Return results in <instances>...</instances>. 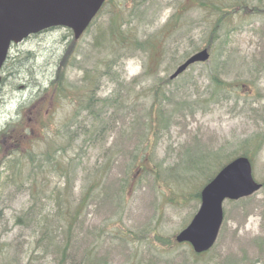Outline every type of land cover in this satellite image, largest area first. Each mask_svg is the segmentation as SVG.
<instances>
[{"label": "trees", "instance_id": "16d2710c", "mask_svg": "<svg viewBox=\"0 0 264 264\" xmlns=\"http://www.w3.org/2000/svg\"><path fill=\"white\" fill-rule=\"evenodd\" d=\"M110 1L108 0L106 4ZM121 3H118L120 8ZM123 3H125L123 8H127L121 10L123 14L120 15L117 11L112 12L106 27L98 28L96 31V34L103 37L102 45L105 49L103 72L95 73V70L99 68H95L91 72L84 71L82 85L75 90L78 94L83 91V96L75 94L67 96L70 87L64 85V80L57 79L47 80L46 86L37 93L38 95L43 90L45 93L52 90L49 89L50 87H54L57 96H50L51 102H57V106L62 102L72 106L60 127L52 132L47 125L43 127L44 147L39 153L35 150H27L18 155L5 156L0 160V168H2L0 172V230L2 232L0 235V264H106L105 254H100L99 251L104 243L103 238L108 232L106 229L108 223L97 229L89 227L88 220L84 216L85 208L103 204L110 209L114 208L122 212L121 208L128 200L130 173L132 168L143 162L150 135H154L160 129V127H156L161 125V120L165 115L173 118L174 113L181 115L182 112V107L165 94L166 85H169L171 80L169 78L168 80L164 78V81L156 79L152 80L150 85L144 86L148 87L147 89L141 88L140 91L144 96H138L152 97V102L144 115L145 122H142L141 116L133 113L135 106H128L127 100L129 96H132V90L124 86L123 82L121 83V76L116 71L117 67L123 60L137 52L146 55L143 74L141 77H133L129 84L140 87L142 86L140 78L148 76L155 78L153 72L149 73L148 64L151 66L149 61L155 64L154 71H158L161 59L169 53L170 62L166 63L164 69L170 73V66L174 68L180 59H184L191 52L200 48L191 42L188 46L186 45L187 48L181 58L176 59L174 52L181 45L182 33L184 37L191 38L190 29L198 28L201 45L210 51V61L215 58L214 49L219 47V42L230 43L229 34L231 30H235L233 28L239 26L241 29L243 26H247L249 21L256 22V17L264 19V0H189V3L177 2V0H174V3L164 2V0H124ZM164 5L172 7V13L156 33H147L146 38L140 39L139 29L156 23ZM187 6L198 11L197 20L189 17L190 9ZM93 23L86 31L91 28ZM259 29L257 36L263 39L264 21L260 24ZM220 36L222 37L221 41L218 40ZM252 56L250 60L245 56L238 59L241 65L242 63L247 65L250 78L246 81L251 83L256 81L257 76L261 78L264 74V47L259 53L252 54ZM27 58V55L8 58L4 66L6 80L12 76L14 80L18 78L32 84L37 83L31 73V65L24 62ZM230 59L232 60L231 57ZM238 62L234 63L238 64ZM218 63L219 60H216L213 65H208L210 72L206 73V77L209 78L217 93H212L211 96H221L222 94L230 96L225 92L227 86L221 80ZM199 64L206 65L208 62ZM212 70L219 76L212 73ZM237 75L235 79H242L241 74ZM101 78L111 82L115 81L118 84L117 92H111L103 98L96 96L97 83ZM170 93L172 94V91ZM128 94L129 96H127ZM237 95L240 94L237 93ZM40 97L43 96L34 98ZM166 103L175 104L177 107L173 106L166 111ZM195 103L193 102V105ZM123 107L127 111L120 114ZM119 124L117 133L119 138L114 144L116 149L104 147L102 144H100L101 147H98L100 142L106 144L110 134L117 130ZM6 130L5 127L0 129V136ZM123 139L126 144L133 140V150L127 152L129 162L125 166L123 176H117L116 182L112 179L106 180L110 172L103 166L101 159L104 157L107 160L109 158L113 160L114 156L120 152L122 155H126V151L122 148ZM261 142L258 135H252L241 144H237L231 153H224L223 146L199 151L192 145L185 144L178 151L179 161L165 168V177L160 172L161 164H154L152 169H148L145 164H142L139 167L140 170H143L140 176L150 175L153 189L156 188V184L160 183L176 185L179 188L190 187L191 183L199 176L203 177V181L198 187L188 191L190 199L195 203L194 211L181 225L184 227L198 208L202 185L209 181L219 168L237 155H246L253 161L255 154L261 149ZM250 145L252 146L249 147ZM87 148L100 151V155L89 168H86L84 161ZM54 178H57L58 183H52ZM79 180L81 186L78 190L79 195H76L74 189ZM262 189H264V181ZM7 191L15 194L14 199L19 197L21 191L27 193L26 202L18 208H13L9 217L5 215V208L2 207L3 194ZM251 196L235 201L228 200V202L241 203L250 199ZM261 201L259 205L264 211V199ZM180 202V199L176 201L177 204ZM151 205L156 209L159 202L153 201ZM260 215L264 229V212ZM8 223H11L10 227ZM145 227H150V223L147 222ZM8 229L17 230L16 239L12 242H4L2 239ZM263 233L250 240V245L257 253V257L248 260L247 263L244 255L240 257V260L234 259V256L231 255L217 260L212 254L213 248L202 254H195L189 247L191 259L182 256L178 263H175L173 258L158 259L155 256L142 263L138 257V251L133 250L130 252L133 259L131 264H173V262L175 264H197L200 260L199 257H204L201 264H255L260 261L264 263V259H262V255H264ZM174 244L179 245L175 241ZM14 252L17 253V263L12 257ZM25 259L27 260L25 261Z\"/></svg>", "mask_w": 264, "mask_h": 264}, {"label": "rangeland", "instance_id": "374dc122", "mask_svg": "<svg viewBox=\"0 0 264 264\" xmlns=\"http://www.w3.org/2000/svg\"><path fill=\"white\" fill-rule=\"evenodd\" d=\"M165 1L174 3V0ZM119 2H122L121 8L118 6ZM123 2L124 0L108 2L91 28L77 40H73L67 29L54 28L38 36L25 39L11 50L13 56H28L24 62L31 65V73L37 83L32 84L18 78L14 80L12 76H9V82L1 88L0 129L5 127L7 130L1 135L2 137L0 136V160L5 156L18 155L27 150H35L39 153L44 147L43 127L47 125L51 132L55 131L71 111L72 106L67 103L62 102L57 106V102H51L50 96H57L54 87H50L49 89L52 90L45 93L43 90L37 95L46 86V81L49 78L52 81L64 80V85L70 87L67 96H74V94L83 96V91L78 94L75 90L82 85L84 71L91 72L95 68H99L95 70V73L103 72L105 56V49L102 45L103 37L96 34V31L98 28L106 27L112 12L117 11L120 15L123 14L121 10L127 9L123 8L125 4ZM177 2L189 3V0H177ZM127 5L125 6L127 7ZM187 8L190 9L189 17L197 20L198 11L189 6ZM172 11V7L164 5L156 23L139 29L140 39L146 38L147 33H156ZM263 21L262 17H256V22L249 21V24L241 29L239 26L233 28L235 30H231L229 34L230 43L219 42V47L214 49L215 58L210 60L211 62L208 61L206 65L193 64L179 77L172 80L169 85H166L165 94L182 107L181 115L174 113L173 118L165 115L161 120V125L156 127H160V129L154 135H150L143 162L132 168L130 173L128 200L121 208L122 212L114 208L110 209L103 204L85 208L84 216L88 220L89 227L97 229L108 223L106 227L108 232L103 238L104 243L99 251L100 254H105L106 264H131L133 259L130 252L133 250L138 251V257L142 263L152 256L158 259L173 258L175 263H178L182 256L191 259L190 245L187 243L175 245L174 236L182 228L181 225L185 219L194 211L195 202L190 199L188 191L198 187L203 181V177L199 176L191 183L190 187L179 188L176 185L160 183L156 184V188L153 189L151 176H140L143 170H140L139 167L142 164H145L148 169H152L154 164H161L160 172L165 177V168L179 161L178 151L182 145H192L199 151L223 146L224 153H231L237 144H241L252 135H258L262 142L260 151L255 154L252 161L253 175L256 180L264 181V74L261 78L257 76L256 81L252 83L246 81L250 78L247 65L245 66V63L241 65L238 62V59L244 56L248 60L252 59V54L259 53L263 49L264 38L261 39L257 36ZM238 29L240 30L236 31ZM189 33L191 38H186L183 33L181 34V45L174 52L176 59L181 58L187 48L186 45L188 46L191 42L200 48L203 47L199 29H190ZM218 40L221 41L222 37L220 36ZM145 57L146 55H142V52H137L123 60L116 69L119 72L117 74L121 76V83L123 82L124 86L132 90V96L127 95L129 96L128 106H135L133 113L139 114L142 122H145L144 115L152 102V97H138L144 96L140 90L141 88L147 89L148 87L144 86L150 85L152 80L164 81V78L168 80L169 73L164 67L167 62H170L168 53L161 59L159 70L154 71L155 64L149 61L151 64V66L148 64L149 73L153 72L155 78L153 76L140 78L142 86H130L133 77H141L143 74ZM216 60H219L217 67L220 69L222 79L219 78L227 86L225 92L230 96H223V94L211 96L212 93H217L209 78L206 77V73L210 72L208 65H213ZM234 62H238V64ZM169 68H171L170 72L174 70L172 66ZM212 73L218 75L217 72L213 71ZM237 74H241L242 79H235ZM96 89V96L103 98L111 92H117L118 84L115 81L111 82L101 78ZM35 96L43 97L34 98ZM193 102H196L195 105ZM166 105V111L173 106L177 107L175 104L166 103ZM126 111L127 109L123 107L120 114L126 113ZM119 127L120 124L117 130L110 134L106 144L100 142L98 147L102 144L104 147L116 149L114 144L119 138V134H117ZM124 141L125 139L122 140V148L126 151V155H122L120 152L114 156L113 160L111 158L107 160L104 157L101 159L103 166L110 172L106 180L112 179L116 182L117 176L124 174L125 166L129 162L127 152L133 150V140L127 144ZM98 155H100L99 150L86 149L84 156L86 168L92 166ZM1 171L2 168H0ZM55 182L58 183L57 178H54L52 183ZM80 186L81 181L79 180L74 189L76 195H79ZM138 188L140 189L138 190ZM14 196L15 194L10 191L3 194L2 207L5 208L4 213L8 217L13 208H18L26 202L27 193L21 191L18 198L14 199ZM178 199L181 200L180 204L176 203ZM262 199H264V189L256 191L250 199L244 202L224 203V221L212 252L215 259L220 260L231 255L234 256V259L240 260V257L244 255L247 263L248 260L257 257V253L250 245V240L259 236L264 230L260 215L264 211L259 205ZM153 201L159 202L156 209L151 205ZM147 222L150 223V227H145ZM10 224L8 223L9 227ZM16 233V229L14 231L8 229L2 239L4 242H12L16 239ZM16 254L14 252L12 256L15 263L18 261ZM263 256L262 259H264ZM199 258L197 264H201L204 259V257ZM174 262L173 264H175ZM255 264L264 263L260 261Z\"/></svg>", "mask_w": 264, "mask_h": 264}, {"label": "water", "instance_id": "95a60500", "mask_svg": "<svg viewBox=\"0 0 264 264\" xmlns=\"http://www.w3.org/2000/svg\"><path fill=\"white\" fill-rule=\"evenodd\" d=\"M106 0H0V69L12 43L53 27L68 28L78 39ZM207 48L198 50L180 63L170 78L189 65L208 60ZM1 81V77H0ZM252 174L247 156L225 164L200 191V206L189 224L175 236L188 242L195 253L209 250L223 222V201L249 196L261 188Z\"/></svg>", "mask_w": 264, "mask_h": 264}, {"label": "flooded vegetation", "instance_id": "af4514ba", "mask_svg": "<svg viewBox=\"0 0 264 264\" xmlns=\"http://www.w3.org/2000/svg\"><path fill=\"white\" fill-rule=\"evenodd\" d=\"M14 47H15V45H12V46H11V50H12ZM11 50H10V53H9V56H8V57L13 56V55L11 54ZM4 80H6V76L4 77Z\"/></svg>", "mask_w": 264, "mask_h": 264}]
</instances>
